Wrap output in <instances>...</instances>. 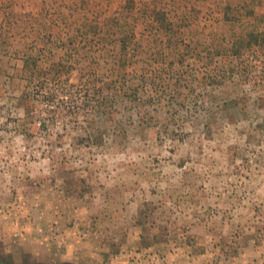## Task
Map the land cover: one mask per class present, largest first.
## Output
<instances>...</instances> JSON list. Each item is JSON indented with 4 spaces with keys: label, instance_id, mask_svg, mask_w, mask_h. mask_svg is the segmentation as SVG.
<instances>
[{
    "label": "rangeland",
    "instance_id": "374dc122",
    "mask_svg": "<svg viewBox=\"0 0 264 264\" xmlns=\"http://www.w3.org/2000/svg\"><path fill=\"white\" fill-rule=\"evenodd\" d=\"M0 264H264V0H0Z\"/></svg>",
    "mask_w": 264,
    "mask_h": 264
},
{
    "label": "trees",
    "instance_id": "16d2710c",
    "mask_svg": "<svg viewBox=\"0 0 264 264\" xmlns=\"http://www.w3.org/2000/svg\"><path fill=\"white\" fill-rule=\"evenodd\" d=\"M117 64H118V66H116L117 69L120 68V67L123 68V65H124L123 61H121V60L120 61H117Z\"/></svg>",
    "mask_w": 264,
    "mask_h": 264
}]
</instances>
